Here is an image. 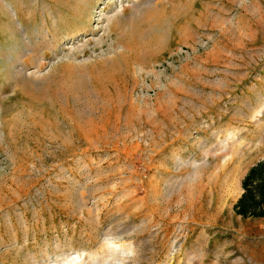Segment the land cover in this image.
<instances>
[{
  "label": "rangeland",
  "instance_id": "374dc122",
  "mask_svg": "<svg viewBox=\"0 0 264 264\" xmlns=\"http://www.w3.org/2000/svg\"><path fill=\"white\" fill-rule=\"evenodd\" d=\"M263 157L264 0H0V264H264Z\"/></svg>",
  "mask_w": 264,
  "mask_h": 264
},
{
  "label": "trees",
  "instance_id": "16d2710c",
  "mask_svg": "<svg viewBox=\"0 0 264 264\" xmlns=\"http://www.w3.org/2000/svg\"><path fill=\"white\" fill-rule=\"evenodd\" d=\"M241 186L242 191L233 204L235 213L264 219V157L248 168Z\"/></svg>",
  "mask_w": 264,
  "mask_h": 264
},
{
  "label": "bare ground",
  "instance_id": "6f19581e",
  "mask_svg": "<svg viewBox=\"0 0 264 264\" xmlns=\"http://www.w3.org/2000/svg\"><path fill=\"white\" fill-rule=\"evenodd\" d=\"M78 259H79L78 256L73 257L69 261H66L64 264H79Z\"/></svg>",
  "mask_w": 264,
  "mask_h": 264
}]
</instances>
